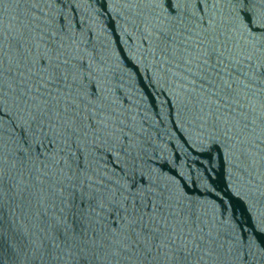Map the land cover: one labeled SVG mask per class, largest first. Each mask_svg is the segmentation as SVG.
<instances>
[{
  "label": "water",
  "instance_id": "obj_1",
  "mask_svg": "<svg viewBox=\"0 0 264 264\" xmlns=\"http://www.w3.org/2000/svg\"><path fill=\"white\" fill-rule=\"evenodd\" d=\"M0 264H264V0H0Z\"/></svg>",
  "mask_w": 264,
  "mask_h": 264
},
{
  "label": "snow or ice",
  "instance_id": "obj_2",
  "mask_svg": "<svg viewBox=\"0 0 264 264\" xmlns=\"http://www.w3.org/2000/svg\"><path fill=\"white\" fill-rule=\"evenodd\" d=\"M249 20H250L251 23L255 24L254 20H252L251 18H249Z\"/></svg>",
  "mask_w": 264,
  "mask_h": 264
}]
</instances>
